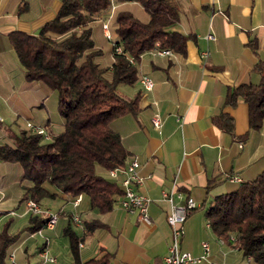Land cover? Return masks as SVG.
<instances>
[{
  "label": "crops",
  "instance_id": "obj_1",
  "mask_svg": "<svg viewBox=\"0 0 264 264\" xmlns=\"http://www.w3.org/2000/svg\"><path fill=\"white\" fill-rule=\"evenodd\" d=\"M25 1L0 0V143L13 144L16 134L28 130L27 120L51 128L53 136L66 125L58 92L41 81L26 79L9 40V33L15 30L38 33L57 15L62 1ZM173 1L180 13L178 30L191 36L186 53H144L138 64V81L119 84L127 96L142 93L140 110L111 123L130 153L128 162L137 157L141 163L144 182L139 190L151 199L150 222L126 210L121 204L123 196H118L112 210L99 213L91 208L87 195H80L76 206V198L58 192L55 198L41 202L60 214L56 226L33 233L27 229L31 215L27 201L21 202L24 186L30 181L19 163L0 161V229L12 217L10 232L22 230L8 250L7 264H42L45 249L55 261L44 264H75L68 226L80 237L83 261L111 252V264H166L173 234L168 213L172 204L186 203L189 197L197 207L184 223L181 247L201 256L203 242L210 244L208 258L197 264H259L214 233L206 208L216 196L236 190L241 182L264 170V124L258 130L251 128L250 107L243 99L236 105L225 104L229 89L261 81L254 66L264 59V0ZM113 6L91 23L96 47L104 50L98 61L106 67L114 62V54L110 39L112 45L107 47L97 41L98 31L106 37L103 22L109 20V33L116 38L118 11L129 10L145 22L150 19L138 2H114ZM47 34L60 36L53 31ZM143 75L154 79L153 89L143 87ZM221 113L233 118V134L214 122V116ZM156 115L163 121L160 128L153 122ZM97 171L112 179L106 168L98 166ZM235 175L242 181H232ZM121 177L115 180L120 183ZM74 213L81 216L82 224L73 219ZM96 218L104 225L83 237L86 221Z\"/></svg>",
  "mask_w": 264,
  "mask_h": 264
},
{
  "label": "trees",
  "instance_id": "obj_2",
  "mask_svg": "<svg viewBox=\"0 0 264 264\" xmlns=\"http://www.w3.org/2000/svg\"><path fill=\"white\" fill-rule=\"evenodd\" d=\"M61 1L57 15L38 33L15 30L9 33V40L26 79L41 81L58 92L65 130L53 136L45 126L49 140L29 128L21 130L13 137V144L0 143V161L23 167L30 184L24 186L21 202L33 200L43 207V199L55 198L58 192L73 198L87 195L92 209L106 213L113 209L124 190L115 179L98 173L97 168L111 170L130 162L122 136L111 123L127 114L137 115L142 98L141 92L132 97L125 95L119 84L133 85L138 81L141 56L157 43L160 48L185 54L191 36L178 30L180 13L173 0ZM127 1L140 3L150 19L145 22L129 10L118 11L116 38L110 39L114 62L110 67L102 66L98 58L104 50L96 47L91 23L110 10L114 2ZM49 31L60 36H50ZM254 70L261 74V81L229 89L225 104L246 101L250 126L258 130L264 124V59L255 64ZM214 122L234 133L231 116L218 114ZM30 214L27 229L38 232L47 218ZM206 215L219 238L264 264V170L254 179L241 182L236 190L216 196L206 208ZM13 221L9 217L0 229V264H7L8 250L22 231L10 232ZM103 225L98 218L86 221L83 237ZM67 230L75 264H111V252L83 261L79 254L80 237L71 227Z\"/></svg>",
  "mask_w": 264,
  "mask_h": 264
},
{
  "label": "built area",
  "instance_id": "obj_3",
  "mask_svg": "<svg viewBox=\"0 0 264 264\" xmlns=\"http://www.w3.org/2000/svg\"><path fill=\"white\" fill-rule=\"evenodd\" d=\"M114 9V6H113ZM112 15V13L110 14ZM106 35L109 39L113 38V34H109L110 23L106 20ZM121 51V48H120ZM149 52L159 55L172 54V50L168 48H160L159 43L156 44V47L150 50ZM131 61H134L131 58ZM143 86H148V90H151L155 86L154 79L149 75H143L140 79ZM2 120V117H0ZM154 125L157 128L162 126V119L159 115L154 116L153 118ZM27 128L33 133L42 134L46 139H49L48 135H44L43 131L40 129V122L28 121ZM141 163L137 157L133 158L125 167H117L109 170L110 176L116 180L120 176V185L124 190L121 204L122 206L130 211L136 212L139 215L141 221L150 222L149 215V203L151 199L143 194L139 190V186L143 184L144 177L140 173ZM232 181L241 182L242 179L235 175L231 176ZM166 198L172 201V196L168 193H164ZM81 201V196L77 197L74 200V204L78 206ZM29 212H38L29 207V201L27 202ZM197 207L195 200L192 197H189L186 203L183 204H172V208L168 213V221L173 228L172 241L169 246V253L165 257L166 264H197L208 258L210 252V244L208 242H203L205 252L201 256H194L191 252L183 250L181 247V237L183 235V226L184 223L190 214V212ZM48 215H54V222H50L49 228H54L59 220L60 214L54 213H45ZM73 219L82 224V218L78 213L73 214ZM41 232V231H39ZM42 256L44 257V264L46 261L53 262L55 261L54 256H51L48 249L43 250Z\"/></svg>",
  "mask_w": 264,
  "mask_h": 264
},
{
  "label": "bare ground",
  "instance_id": "obj_4",
  "mask_svg": "<svg viewBox=\"0 0 264 264\" xmlns=\"http://www.w3.org/2000/svg\"><path fill=\"white\" fill-rule=\"evenodd\" d=\"M104 29L106 31V24H104ZM110 34V33H109ZM120 50V49H119ZM146 90H148V86H143ZM40 129L43 131L44 135H48V131H47V127L43 126L40 124ZM49 137V135H48ZM50 139V137H49ZM29 207L30 209H33L35 211L38 212H33L34 214H43L45 215V217L47 218L45 223H44V227L42 229H40L39 231H42L44 228H49V224L50 222H54V215H48L45 213H54V214H58L57 212L51 211L49 209H45L40 207L35 201L30 200L29 201Z\"/></svg>",
  "mask_w": 264,
  "mask_h": 264
},
{
  "label": "rangeland",
  "instance_id": "obj_5",
  "mask_svg": "<svg viewBox=\"0 0 264 264\" xmlns=\"http://www.w3.org/2000/svg\"><path fill=\"white\" fill-rule=\"evenodd\" d=\"M97 18H99L98 16H97ZM107 21H109V20H107ZM106 21H104L103 23H105ZM111 27V26H110ZM110 30H111V28H110ZM111 32V31H110ZM105 33V32H104ZM111 34H112V32H111ZM106 35V34H105ZM115 39V36H113V40ZM97 41H102V43H103V45L105 46V47H107V46H111L112 45V42L111 41H109V38L107 37V35H106V37L105 36H103L102 35V31H98V36H97ZM28 121H31V120H27L26 121V126H27V122ZM50 130H51V128H50ZM51 134H52V132H51ZM51 139V138H50ZM47 140H49V139H47ZM30 201V200H29ZM28 202V201H27ZM39 205V204H38ZM45 209H48V208H45Z\"/></svg>",
  "mask_w": 264,
  "mask_h": 264
}]
</instances>
